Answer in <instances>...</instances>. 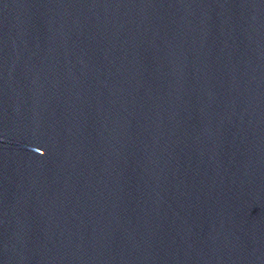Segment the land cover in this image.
Here are the masks:
<instances>
[{
	"label": "water",
	"instance_id": "1",
	"mask_svg": "<svg viewBox=\"0 0 264 264\" xmlns=\"http://www.w3.org/2000/svg\"><path fill=\"white\" fill-rule=\"evenodd\" d=\"M0 264H264V0H0Z\"/></svg>",
	"mask_w": 264,
	"mask_h": 264
}]
</instances>
